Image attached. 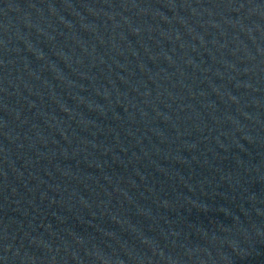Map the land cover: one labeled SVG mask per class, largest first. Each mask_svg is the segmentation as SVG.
Masks as SVG:
<instances>
[{"label": "water", "instance_id": "obj_1", "mask_svg": "<svg viewBox=\"0 0 264 264\" xmlns=\"http://www.w3.org/2000/svg\"><path fill=\"white\" fill-rule=\"evenodd\" d=\"M0 264H264V0H0Z\"/></svg>", "mask_w": 264, "mask_h": 264}]
</instances>
